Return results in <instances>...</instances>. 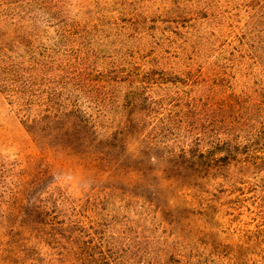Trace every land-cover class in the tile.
Returning a JSON list of instances; mask_svg holds the SVG:
<instances>
[{"label": "rangeland", "instance_id": "obj_1", "mask_svg": "<svg viewBox=\"0 0 264 264\" xmlns=\"http://www.w3.org/2000/svg\"><path fill=\"white\" fill-rule=\"evenodd\" d=\"M0 264H264V0H0Z\"/></svg>", "mask_w": 264, "mask_h": 264}]
</instances>
